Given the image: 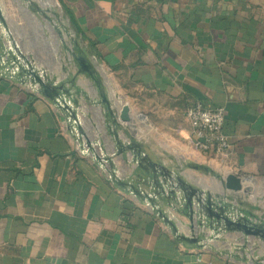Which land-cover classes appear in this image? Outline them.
I'll return each instance as SVG.
<instances>
[{"label": "crops", "instance_id": "obj_1", "mask_svg": "<svg viewBox=\"0 0 264 264\" xmlns=\"http://www.w3.org/2000/svg\"><path fill=\"white\" fill-rule=\"evenodd\" d=\"M10 1L0 0V56L6 28L28 57L26 0ZM54 1L70 52L95 69L116 114L129 107L133 126L108 115L96 84L64 46L48 55L34 41L42 64H31L66 90L82 142L64 110L28 78L9 77L0 67V264H264V255L222 245L241 233L203 216L200 245L180 241L154 208L113 183L106 166L81 150L87 139L98 155L112 157L117 177L148 193L151 173L129 150L113 155L117 141H137L153 162L219 204L234 196L223 187L228 173L244 188L264 181V0ZM196 102L223 109L225 154L194 147L185 110ZM211 174L217 182L205 179ZM156 204L177 233L191 232L193 223L172 201L160 197ZM234 208L257 219L251 207Z\"/></svg>", "mask_w": 264, "mask_h": 264}, {"label": "water", "instance_id": "obj_2", "mask_svg": "<svg viewBox=\"0 0 264 264\" xmlns=\"http://www.w3.org/2000/svg\"><path fill=\"white\" fill-rule=\"evenodd\" d=\"M0 21L4 23L1 7ZM10 47L11 50L15 52V55H13L10 50L8 53V58L17 65V74L20 77L28 78L37 86V90L44 97L54 101L62 110L65 111L69 128L75 134L76 139L82 142L81 136L84 133L82 131L76 111L70 106L64 97L67 93L66 90H64L61 86L55 85L46 77L41 75L39 71L31 64V62L18 51L14 43L11 42ZM70 55L77 64L78 71L88 75L96 84L101 101L105 105L108 115H110L114 121L117 119L121 123L125 124L127 128H131L133 123L129 113V107L123 104L119 112L116 114L111 107V102L105 96L95 69L89 63H87L83 57L76 56L73 52H70ZM19 60H21L23 64H21ZM84 144L91 152L94 159L98 163L106 166L110 180L117 186L127 189L136 197L146 201L171 227L172 231L176 234L177 239L180 241L191 245H200L202 239L199 236L191 235L189 233H177V228L174 221L161 209L157 208L156 199L164 197L169 203L170 201L175 202L177 200L181 201L182 199L184 201L183 209L186 210L185 214L191 220V222L198 215H200L212 222L215 221L216 224L224 231H235L245 236L258 237L264 241V223H254L245 216H240L236 220H232L228 215L227 205L217 203V201L212 199L209 192L204 191L199 187L193 186L178 174L168 171L161 167L158 163L153 162L143 152L140 144L137 141L131 140L125 145H121L120 142L117 141V150L113 155L123 153L125 150L133 152L137 165L144 171H149L151 173V183L153 184L152 193L142 191L138 186L121 180L119 177H117L113 170L111 156H99L92 147L91 142L87 139H85ZM223 187L233 193L244 190L242 180L233 173H228L225 175L223 179Z\"/></svg>", "mask_w": 264, "mask_h": 264}, {"label": "rangeland", "instance_id": "obj_3", "mask_svg": "<svg viewBox=\"0 0 264 264\" xmlns=\"http://www.w3.org/2000/svg\"><path fill=\"white\" fill-rule=\"evenodd\" d=\"M11 1H13V5L14 3L16 4V2L19 3L18 0ZM31 8H35V10H32ZM57 13L58 8L54 0L23 1V29L26 33V45L30 49L28 52L29 56L27 55L28 57H25L30 62L36 63L37 65L42 64L40 55L34 53L33 43L37 40H39L40 43H43L46 50L44 53H48V55L51 53L57 55V53L61 51L62 46H64L70 55V51L72 50L71 38L67 36L66 31L61 25L58 26V23L55 20ZM26 45L23 44L24 49L26 48ZM132 115V118H134V113ZM204 177L212 182H217L212 174L208 176L205 175ZM249 182L250 185H248V187L244 188L243 186L244 190L234 193L232 198H229L228 196L225 197L228 201L234 203L237 208L238 206L253 208L257 215V219L254 223H263L264 181L257 180L254 183L253 181ZM228 238H224V243H222V245L225 244L226 247L231 248L234 253H243L247 256L264 255V249L261 248L260 244L256 242L253 236L238 234L236 237H233V239Z\"/></svg>", "mask_w": 264, "mask_h": 264}, {"label": "built area", "instance_id": "obj_4", "mask_svg": "<svg viewBox=\"0 0 264 264\" xmlns=\"http://www.w3.org/2000/svg\"><path fill=\"white\" fill-rule=\"evenodd\" d=\"M1 35L3 50L0 56V67H3L4 70L8 72L9 77H14L17 74V65L12 61H8V53L11 50L10 31L6 28H2ZM19 61L23 64L21 60ZM39 73L46 77L41 72ZM21 79L23 80L24 78L21 77ZM31 85L35 91L38 92L37 86L34 83H31ZM185 117L189 123L193 137V145L196 149L201 152H214L216 154H225L228 152L230 143L227 136L222 131L224 112L221 107L208 108L204 107L201 103L196 102L185 110ZM66 122L68 123L67 118ZM92 147L95 148L93 145ZM81 150L84 154H91L85 145L81 146ZM220 202L223 205L229 206L228 215L232 220H236L240 216H244L243 211L234 208V203L228 201L225 196L221 197ZM181 208H183V203L180 200L173 202V210L179 211ZM200 218V215H198L192 221L193 226L189 234L200 237V233L204 227L202 222L203 219ZM197 219H199V221Z\"/></svg>", "mask_w": 264, "mask_h": 264}, {"label": "trees", "instance_id": "obj_5", "mask_svg": "<svg viewBox=\"0 0 264 264\" xmlns=\"http://www.w3.org/2000/svg\"><path fill=\"white\" fill-rule=\"evenodd\" d=\"M179 211H181V212H183V213H185V212H186V210H185V209H183V208H181Z\"/></svg>", "mask_w": 264, "mask_h": 264}, {"label": "bare ground", "instance_id": "obj_6", "mask_svg": "<svg viewBox=\"0 0 264 264\" xmlns=\"http://www.w3.org/2000/svg\"><path fill=\"white\" fill-rule=\"evenodd\" d=\"M252 181V180H251ZM250 183V182H249Z\"/></svg>", "mask_w": 264, "mask_h": 264}]
</instances>
